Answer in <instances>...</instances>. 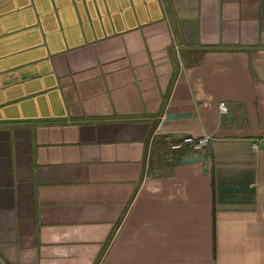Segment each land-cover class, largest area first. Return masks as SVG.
Wrapping results in <instances>:
<instances>
[{
	"label": "crops",
	"instance_id": "1",
	"mask_svg": "<svg viewBox=\"0 0 264 264\" xmlns=\"http://www.w3.org/2000/svg\"><path fill=\"white\" fill-rule=\"evenodd\" d=\"M0 264H264V0H0Z\"/></svg>",
	"mask_w": 264,
	"mask_h": 264
},
{
	"label": "built area",
	"instance_id": "2",
	"mask_svg": "<svg viewBox=\"0 0 264 264\" xmlns=\"http://www.w3.org/2000/svg\"><path fill=\"white\" fill-rule=\"evenodd\" d=\"M220 110L222 113L227 112V106L225 103H221ZM210 141H211V137H209V136H203V137H198V138H195L193 136H186L180 142L171 143L170 149L171 150H179L185 146H192V147H194V149L203 152L208 147V145L210 144Z\"/></svg>",
	"mask_w": 264,
	"mask_h": 264
}]
</instances>
